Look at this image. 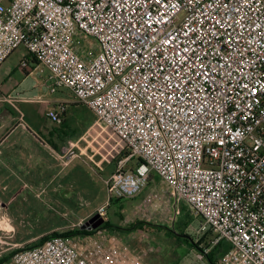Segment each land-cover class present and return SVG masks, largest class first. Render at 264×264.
Listing matches in <instances>:
<instances>
[{"label":"built area","instance_id":"built-area-1","mask_svg":"<svg viewBox=\"0 0 264 264\" xmlns=\"http://www.w3.org/2000/svg\"><path fill=\"white\" fill-rule=\"evenodd\" d=\"M79 33L99 44L90 62L72 47ZM21 47L51 94L69 90L128 150L110 202L156 174L213 234L200 261L225 245L219 264H264V0H0V65ZM60 107L47 113L57 125ZM14 249L4 264H144L63 236Z\"/></svg>","mask_w":264,"mask_h":264},{"label":"rangeland","instance_id":"rangeland-1","mask_svg":"<svg viewBox=\"0 0 264 264\" xmlns=\"http://www.w3.org/2000/svg\"><path fill=\"white\" fill-rule=\"evenodd\" d=\"M72 47L86 62L92 61L99 52L97 41L81 33L74 38ZM23 53L25 49L21 47L0 65V100L7 102L6 100H13L17 96L27 98L29 101L16 103L18 110L26 115V125L43 124V119L50 110L62 115L61 107L57 104L53 106L51 101L63 99L69 101L68 112L63 117L66 126L64 127V123L53 124L60 130L61 136L77 143L76 153L81 155V161L88 164L85 165V169L80 167L79 170H74V175L79 173L82 179L69 191L78 198L77 192L80 189L81 195L88 197L83 198L86 200L85 204L79 207L70 206L68 218L65 220L54 216V220L44 222L42 225L47 226V229L61 224L69 225L87 215L95 207H105L108 218L105 224L110 225L107 229H100L91 234L79 233L71 237L81 248L92 245L111 246L135 256L144 264H210L206 259L203 261L198 259L200 251L196 243L203 239L201 247L207 248L213 234L198 232L201 219L184 200L161 181L158 175L152 174L149 185L137 197L109 201L106 180L116 169L117 162L128 156L125 145L109 127L98 123L95 115L86 106L78 103L69 90L60 89L57 93L51 94L49 70L44 66L24 67ZM1 104L6 103H0V106ZM1 114L2 111L0 116ZM29 131L32 132L27 126L20 127L14 134L28 135ZM0 133H5L4 129ZM123 152L126 153L124 156ZM138 163L137 159L129 161L127 169L133 170ZM68 171L70 172H67L66 176L72 175V170ZM89 192L90 195H87ZM18 209L23 211L24 207ZM137 222L142 223L136 229H130ZM26 226L27 231L34 230L27 224ZM80 227L69 231H81ZM38 242L39 240L32 241L27 245H37ZM0 245L6 246L1 241ZM216 258L219 263L221 254ZM9 260L4 263H8Z\"/></svg>","mask_w":264,"mask_h":264},{"label":"crops","instance_id":"crops-1","mask_svg":"<svg viewBox=\"0 0 264 264\" xmlns=\"http://www.w3.org/2000/svg\"><path fill=\"white\" fill-rule=\"evenodd\" d=\"M10 100H0V103H6L0 106V132L3 129L5 132L0 133V241L6 245H0V257L13 253L16 245L29 244L54 232L64 233L70 229H79V226L96 215L101 208L95 207L69 225L61 224L51 229L42 225L54 220V216L65 220L68 218L70 206L79 207L85 204L86 196L81 195L80 189L77 192L78 198L69 191L82 179L79 173L74 175V170H79L80 167L85 169L88 164L81 161V155L66 162L64 150L70 144H75L77 148V143L60 135V130L47 117L48 112L45 118L43 116V124L26 125V115L18 110L16 103L29 100L21 96ZM51 102L53 106L65 105L66 113L68 112L69 101L63 99ZM26 126L32 130L28 135L14 134L20 127ZM68 170H72V175L66 176L70 172ZM18 207H24V210L21 211ZM26 224L34 230L27 231ZM3 239L8 241H2Z\"/></svg>","mask_w":264,"mask_h":264},{"label":"trees","instance_id":"trees-1","mask_svg":"<svg viewBox=\"0 0 264 264\" xmlns=\"http://www.w3.org/2000/svg\"><path fill=\"white\" fill-rule=\"evenodd\" d=\"M66 116V113L64 114V117ZM65 123V122H64ZM125 150L127 151V153L129 154L128 150L125 148ZM126 153L123 152V156L125 155ZM140 161V160H139ZM113 201V200H112ZM111 201V202H112ZM116 201H121V200H116ZM140 223L142 222H137L135 223L130 229H136L138 225H140ZM109 223H106L104 224V229H107L109 227ZM100 230V229H99ZM93 232H96V231H91V232H88V231H77V230H71V231H68V232H64V233H58V232H54V233H51L43 238H41L38 242L37 245H42L43 243H45L48 239L50 238H53V237H57V236H63V237H68V238H71L73 235H76V234H91ZM208 233H211V232H208ZM70 236V237H69ZM203 242V239H200L197 243H196V246L197 248L199 249L200 252H204V248L201 247V243ZM36 245V246H37ZM208 247V246H207ZM225 249V246L224 245H220L218 247H215L214 249H212V251L206 255L205 259L210 263V264H219L217 262V255L219 254H223L224 253V250ZM14 255V252L9 254L8 256H4L2 258H0V264H3L4 262L8 261L12 256Z\"/></svg>","mask_w":264,"mask_h":264},{"label":"water","instance_id":"water-1","mask_svg":"<svg viewBox=\"0 0 264 264\" xmlns=\"http://www.w3.org/2000/svg\"><path fill=\"white\" fill-rule=\"evenodd\" d=\"M106 219L101 217L99 214L94 215L91 217L85 224H83L80 229L81 231H96L102 228L105 224Z\"/></svg>","mask_w":264,"mask_h":264},{"label":"flooded vegetation","instance_id":"flooded-vegetation-1","mask_svg":"<svg viewBox=\"0 0 264 264\" xmlns=\"http://www.w3.org/2000/svg\"><path fill=\"white\" fill-rule=\"evenodd\" d=\"M104 227V225L102 226V228Z\"/></svg>","mask_w":264,"mask_h":264}]
</instances>
